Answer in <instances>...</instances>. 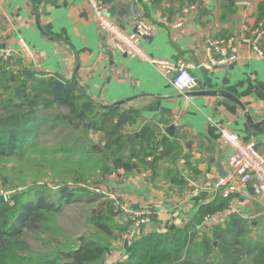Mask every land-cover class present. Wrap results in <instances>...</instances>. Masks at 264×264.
Segmentation results:
<instances>
[{
  "label": "crops",
  "instance_id": "0c3cea01",
  "mask_svg": "<svg viewBox=\"0 0 264 264\" xmlns=\"http://www.w3.org/2000/svg\"><path fill=\"white\" fill-rule=\"evenodd\" d=\"M105 1L111 5V19L122 30L131 33L139 18L151 26L150 36L140 41L147 55L170 62L183 59L192 65L196 83L192 91L178 95L157 69L106 44L85 0H0V46L18 51L22 41L30 54L26 71L57 79L66 87L74 83L87 100L101 107L125 102L120 107L138 111L142 121L155 122L167 139L173 137L166 132L170 126L173 135L179 134L181 157L174 166L165 165L163 172L179 170L187 182L185 189L153 185L150 173L139 169L105 175L106 188L121 206L147 208L154 217L145 226L129 228L109 245L103 264H114L127 256L133 240L180 228L200 205L214 199L215 180L229 171L230 149L220 142V128L253 141L264 160V34L259 42L262 57L236 43L237 62L212 71L199 67L205 60L206 38L238 37L243 27L255 29L259 24L264 32V20L258 22L256 17L264 0H172V23L167 22L171 0ZM234 184L228 211L206 218L200 230L223 223L231 213L249 220L264 218L253 197L254 182ZM193 185L199 188L196 195L190 194Z\"/></svg>",
  "mask_w": 264,
  "mask_h": 264
},
{
  "label": "trees",
  "instance_id": "16d2710c",
  "mask_svg": "<svg viewBox=\"0 0 264 264\" xmlns=\"http://www.w3.org/2000/svg\"><path fill=\"white\" fill-rule=\"evenodd\" d=\"M256 17L258 22L264 20V3L258 5ZM20 60L12 58L14 63ZM53 81L31 73L25 84L22 76L12 75L0 62V160L22 159L44 132L41 127L58 124L74 132L57 150L61 165L78 167L83 174L98 173L101 179L118 170L139 169L150 173L153 185L163 183L179 191L186 188L179 170L163 172L165 165L174 166L181 157L178 133L162 142L164 135L155 122L142 121L133 109L98 106L74 83L54 103ZM91 133L100 136L97 143L90 140ZM186 166L191 168L190 162ZM62 184L58 181L53 189L36 186L0 202V264H103L109 245L130 226L116 219L114 202L85 189L59 186ZM83 198L87 204H97V210H91L85 219L89 230L82 245L70 247L68 239L62 244L54 238L55 217ZM230 198L216 193L180 228L133 240L127 256L114 264H264V218L249 220L231 213L223 223L200 230L206 218L228 211ZM24 234L44 246L49 247V242L61 246L49 257L34 259Z\"/></svg>",
  "mask_w": 264,
  "mask_h": 264
},
{
  "label": "built area",
  "instance_id": "2783aa9c",
  "mask_svg": "<svg viewBox=\"0 0 264 264\" xmlns=\"http://www.w3.org/2000/svg\"><path fill=\"white\" fill-rule=\"evenodd\" d=\"M85 1L90 7L94 23L98 31L103 34L102 40L106 44L112 45L116 52L127 58L145 62L157 69L168 80L178 95L186 96L187 93L193 90L195 79L190 73L192 67L190 63L183 59H176L174 62L154 59L143 50L140 41L150 36L151 26L139 18L136 21L134 30L128 33L119 28L111 19V5L109 2L105 0ZM161 20L166 23L164 18ZM180 24L181 22L179 21L174 26H179ZM166 25L169 26L171 24L166 23ZM260 27L261 24L255 29L245 26L238 37L206 38L205 60L200 63L199 67L206 71H212L218 67L237 62L239 57L236 43L248 46L255 55L262 57L263 53L259 47V42L264 32ZM15 56L20 57L19 63L12 62V58ZM29 57V51L22 41L19 42L18 51L0 46V62L4 64V69L12 75L23 77V72L28 69L27 61ZM219 139L224 146L230 149L226 159L229 171L223 177L215 180L212 186L213 190L219 193L222 198H228L236 190L234 181L244 185L252 180L254 182L253 197L260 205L264 215V160L257 153L255 143L251 140H242L236 133L223 127L219 129ZM149 160L150 158L147 159V161ZM192 188L190 194L196 195L199 193L197 186L193 185ZM96 192L105 199L114 201V212L127 214L130 229H137L151 223L153 214L150 209L127 210L116 202V195L111 193L109 189L96 190Z\"/></svg>",
  "mask_w": 264,
  "mask_h": 264
},
{
  "label": "rangeland",
  "instance_id": "374dc122",
  "mask_svg": "<svg viewBox=\"0 0 264 264\" xmlns=\"http://www.w3.org/2000/svg\"><path fill=\"white\" fill-rule=\"evenodd\" d=\"M62 111L64 112V110ZM49 114H53V111H49ZM41 129L44 132L41 133L35 146L30 151H26L22 159L0 160V195L5 196L7 200L14 193L29 191L36 186L53 189L58 187L55 186L58 181L64 183L59 186H65L69 190L81 188L96 194V190L106 189L104 179L97 178L98 173L90 171V173L83 174L78 167L58 163L61 156L57 150L67 144L71 136L74 137V132L71 129L58 124L51 128L43 126ZM89 138L93 143L100 140L99 135L92 133ZM80 174L84 178L80 177ZM85 200L83 198L81 203L67 206L61 211V214L55 217L54 238L58 239L60 243L63 244L68 239L69 246L73 247L74 240L78 243L76 240L78 237L83 236L85 239L89 230L85 219L90 215L91 210H97V204H87L84 202ZM103 200L109 201L105 198ZM109 202L114 201L110 200ZM116 202L121 205L117 197ZM113 213L119 222L126 223L129 220L127 214H118L116 211ZM127 223L130 226L129 221ZM24 238L34 259L49 257L53 254L54 249L61 246L53 242H49V245L51 244L49 247L44 246L35 241L32 235L24 234Z\"/></svg>",
  "mask_w": 264,
  "mask_h": 264
},
{
  "label": "water",
  "instance_id": "95a60500",
  "mask_svg": "<svg viewBox=\"0 0 264 264\" xmlns=\"http://www.w3.org/2000/svg\"><path fill=\"white\" fill-rule=\"evenodd\" d=\"M247 1L248 0H235L236 3H247ZM169 7H170V9H169V13H168L167 22H170L171 19H172V16H173V9H172V7H173V1L172 0L169 3ZM237 14H238V16L240 18L242 17V15H243V7L238 8V13ZM23 75L25 76L24 83L27 84V82H28V80H29V78L31 76V73L29 71H24L23 72ZM66 88L67 87H66V85L64 83H62L61 81L55 79L53 81V85H52V88H51L52 93H53L52 102L55 103L57 101L60 93L63 92V91H65ZM15 93H17V90H15ZM122 104H125V102H121V103L118 102V103H115L112 106H120ZM173 129H174L173 126H170V127H168L166 129V132H167V135L168 136H173ZM166 139H167V137H164L162 139V142H164ZM5 201H6L5 196L0 195V202H5ZM76 240H77L78 243H76L75 240H74L75 248H79L82 245V243L84 242V237L83 236H80Z\"/></svg>",
  "mask_w": 264,
  "mask_h": 264
}]
</instances>
